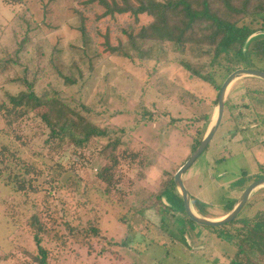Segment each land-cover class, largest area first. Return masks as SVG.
<instances>
[{
    "label": "rangeland",
    "instance_id": "1",
    "mask_svg": "<svg viewBox=\"0 0 264 264\" xmlns=\"http://www.w3.org/2000/svg\"><path fill=\"white\" fill-rule=\"evenodd\" d=\"M141 1L126 4L137 7ZM190 1L194 7L200 2ZM215 2L212 12L227 16L220 0ZM250 2L233 14L239 26L253 31L243 46L245 59L236 64L233 53L214 57L215 46L201 27L179 49L131 35L126 40L122 28L148 25L144 15L96 21L102 8L87 14L72 0H0V264H36L33 215L44 229L48 264H264L249 241V228L264 221V185L232 223L210 228L186 217L173 183L212 125L225 79L238 69L264 72V58L254 50L264 42V14L254 13L260 0ZM231 4L238 9L241 0ZM73 8L89 16L91 31L106 34L124 56L105 57L85 47L78 31L82 18ZM25 80L37 97L57 94L109 135L83 144L51 142L38 116L42 110H7L9 97L26 90ZM261 178L264 81L242 76L227 89L218 131L182 182L192 212L219 220ZM197 230L203 232L202 249Z\"/></svg>",
    "mask_w": 264,
    "mask_h": 264
},
{
    "label": "trees",
    "instance_id": "2",
    "mask_svg": "<svg viewBox=\"0 0 264 264\" xmlns=\"http://www.w3.org/2000/svg\"><path fill=\"white\" fill-rule=\"evenodd\" d=\"M73 1L79 4V7L85 8L87 14H89L90 9H93L94 6L102 8L103 12L96 17V21L100 19L116 21L122 15L132 16L135 20L140 15L149 17L151 21L148 25L141 27L133 22L122 28L121 33L128 41L131 39V35L132 39H136L137 37L136 40L140 41L161 43L166 41L174 43L180 49V47H185V40L194 39L197 27H201L202 31L208 32L206 38L210 39L213 46H215V51H213L214 57H218L221 54L228 56L233 53L231 58L240 60L236 61V64L245 59L243 46L246 45L247 39L253 34L250 28L244 25L239 26L233 20V14L243 12L242 7H246L247 3L251 4L250 0H241V6L238 9L232 7L233 5L231 3L233 0H220L218 6L228 10V17H221L212 12V9L217 3L215 0H200L195 7L190 0H167L164 2L143 0L137 7L126 4L127 0H125L124 6H122L123 4H118L116 0ZM73 10L78 17L82 18L81 22H79L78 31L85 47H91L96 53L99 52L105 57L124 56L125 53L120 50V47L114 46L111 42L109 43L106 34L100 35L97 29L96 31H91L89 16L87 18L83 16L79 9L73 8ZM254 13L256 17L264 14V0H260L259 4L255 6ZM197 21L203 22L202 25L198 24ZM196 22L197 25L195 24ZM125 34L129 36L127 37ZM23 47V44H21L20 48L16 50V53H21L24 49ZM254 50L264 58V42H258ZM244 61V66L251 68L246 64L248 61ZM183 67L192 76L214 86L212 79L202 76L191 65L183 64ZM64 80L68 83L73 82L69 77H64ZM24 85L26 88L24 92L9 97L10 108L7 110L11 112L12 110L19 111V109L24 108L30 109L31 111L38 110V113L42 110L38 116L48 128L51 142L60 144L62 140L69 139L75 143L83 144L92 138H104L109 135V131L93 126L91 123H88V119L83 115L64 105L57 94L50 95L43 93L41 97H37L32 83L25 80ZM117 144L118 141H115L113 145L114 149L112 150H115ZM2 150L7 151L4 147H2ZM4 159L5 157L1 161L4 162ZM100 177L103 179L101 175ZM28 187H32L31 184ZM26 188L27 186L18 188V190L24 191ZM31 221L33 222L30 227L33 231V240L37 249V255L35 257L36 264H48V252L41 245V235L44 233V229L38 223L35 215H33ZM262 227H264V221L257 222L253 227L249 228L251 233L249 241L251 242L252 248L253 246H257L260 249L259 253L264 255V231L260 232Z\"/></svg>",
    "mask_w": 264,
    "mask_h": 264
},
{
    "label": "water",
    "instance_id": "3",
    "mask_svg": "<svg viewBox=\"0 0 264 264\" xmlns=\"http://www.w3.org/2000/svg\"><path fill=\"white\" fill-rule=\"evenodd\" d=\"M253 37L252 35L250 36ZM250 37L248 39H250ZM247 39V42H248ZM242 76H253L259 78L264 81V72L254 69H238L232 72L222 83L218 95H217V110H216V118L213 121L212 125L208 129L207 133L205 134L204 138L200 142L199 146L195 148L191 156L188 160L178 169L173 177V183L179 190L180 199L183 204V209L186 217L193 223L198 224L203 227H211V228H219L224 226L230 222H232L248 201L251 193L258 187L264 185V178L255 180L252 182L240 195L237 203L234 205L232 210L223 218L219 220H210L207 218H201L196 216L190 207V197L188 191L186 190L183 182H182V175L189 169L197 158L205 151L208 144L211 142L212 138L214 137L215 133L218 130L219 125L222 122L223 114H224V106H225V96L227 89L237 78Z\"/></svg>",
    "mask_w": 264,
    "mask_h": 264
},
{
    "label": "flooded vegetation",
    "instance_id": "4",
    "mask_svg": "<svg viewBox=\"0 0 264 264\" xmlns=\"http://www.w3.org/2000/svg\"><path fill=\"white\" fill-rule=\"evenodd\" d=\"M219 126H220V125H219ZM218 128H219V127H218ZM217 131H218V130H217ZM202 139H203V138H202ZM202 139H201L200 141H198V143H197V147L199 146V144H200V142L202 141ZM209 144H210V143H209ZM209 144H208V146H209ZM208 146H207V148H208ZM207 148H206V149H207ZM206 149H205V150H206ZM241 194H242V193H241ZM238 199H239V197H238ZM236 203H237V201H236ZM246 203H247V202H246ZM246 203H245V205L242 207V209L246 206ZM197 205H199V203H198ZM233 207H234V205L230 208V210H228V212L226 213V215L232 210ZM242 209H241V210H242ZM241 210H240V212H241ZM240 212H239V213H240ZM239 213H238V214H239ZM226 215H224V217H225ZM237 216H238V215H237ZM237 218H238V217H236L235 219H237ZM235 219H234V220H235ZM234 220H233V221H234ZM233 221H232V222H233ZM232 222H230V223H232ZM230 223H228V224H230ZM228 224H226V225H224V226H221V227H225V226H227ZM197 225H198V224H197ZM198 226H200V225H198ZM200 227H203V226H200ZM200 227H198V229H202V228H200ZM221 227H219V228H221ZM210 228H211V227H210ZM202 233H203L202 231L199 232V230H197V244H198V245H200L199 242L202 243V238H201V234H202ZM201 245H202V244H201ZM201 245L199 246L200 249H202V246H201Z\"/></svg>",
    "mask_w": 264,
    "mask_h": 264
},
{
    "label": "bare ground",
    "instance_id": "5",
    "mask_svg": "<svg viewBox=\"0 0 264 264\" xmlns=\"http://www.w3.org/2000/svg\"><path fill=\"white\" fill-rule=\"evenodd\" d=\"M215 118H216V114H215V116L213 117V119H212V120L214 121V120H215Z\"/></svg>",
    "mask_w": 264,
    "mask_h": 264
}]
</instances>
